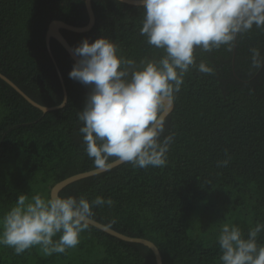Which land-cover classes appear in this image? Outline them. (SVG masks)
<instances>
[{
	"label": "trees",
	"instance_id": "16d2710c",
	"mask_svg": "<svg viewBox=\"0 0 264 264\" xmlns=\"http://www.w3.org/2000/svg\"><path fill=\"white\" fill-rule=\"evenodd\" d=\"M93 27L84 33L61 29L71 48L83 39L107 37L119 54L139 62L163 53L140 35L142 6L118 0H91ZM52 20L85 26L84 0H0V73L36 103L56 110L43 113L0 79V215L19 194L49 196L51 187L94 168L86 154L78 112L89 86L69 78L74 61L45 34ZM264 56V30L238 37L233 51L222 46L196 51L197 63L215 69L208 75L192 69L176 94L164 135L175 133L162 168H134L123 163L63 188L61 196L111 198L114 204L93 209V220L131 237L152 241L162 264H219L216 236L225 222L245 234L264 222V68L251 70V48ZM57 68V69H56ZM231 156L227 167L217 161ZM115 159L111 160L114 161ZM264 244V232L258 237ZM0 264H155L144 245L112 237L93 226L66 254L44 256L38 247L17 255L0 246Z\"/></svg>",
	"mask_w": 264,
	"mask_h": 264
},
{
	"label": "clouds",
	"instance_id": "9594fccd",
	"mask_svg": "<svg viewBox=\"0 0 264 264\" xmlns=\"http://www.w3.org/2000/svg\"><path fill=\"white\" fill-rule=\"evenodd\" d=\"M143 9L140 35L162 55L136 60L119 54V46L107 37L83 39L72 49L77 57L69 78L89 86L85 105L78 112L79 132L86 154L98 171H109L111 160L134 168H162L175 133L164 135L167 114L192 69L214 75L206 61L197 63L196 51H233L238 37L253 27L264 30V0H138ZM251 52V70L264 68L258 48ZM63 107V102L59 105ZM217 167H227L231 156ZM114 201L97 196L29 197L19 194L0 215V246L21 255L38 247L44 256L66 254L81 242L94 218L93 209ZM264 222L256 221L245 234L238 224L220 225L216 241L219 264H264V244L258 237Z\"/></svg>",
	"mask_w": 264,
	"mask_h": 264
},
{
	"label": "water",
	"instance_id": "95a60500",
	"mask_svg": "<svg viewBox=\"0 0 264 264\" xmlns=\"http://www.w3.org/2000/svg\"><path fill=\"white\" fill-rule=\"evenodd\" d=\"M118 1L125 3V4L133 5V6H141V5H139L138 0H118ZM84 5H85V9H86V12L88 15V22L85 26H81V27L73 26V25H70V24H68L64 21H61V20H52L48 24L47 31L45 34V45H46V49L48 51V54L51 58H52V53L50 50V40L53 38L64 48V50L68 53V55L74 61V63L76 62L77 57H75L73 55L71 46L69 45L67 40L64 38V36L61 34L60 30L64 29V30H68L71 32H75V33H84V32L89 31L93 27V25L95 23V16H94V12H93L92 6H91V0H84ZM57 74H58V77H59V80H60V83L62 86V91H63L62 102H63V106H64L66 103V100H67V94L65 91V87L63 84L62 77H61L58 69H57ZM0 79H2L9 86H11L17 93H19L25 99V101H27L29 104H31L33 107L39 109L43 113L62 108V107H59V105L62 102L56 106H51V107L42 106V105L36 103L35 101H33L32 99H30L12 81H10L8 78H6L1 73H0ZM173 107H174V105L172 106L171 111L167 114V116L172 112ZM121 164H123V163L120 162L119 160H114L111 162V168L110 169L117 167ZM103 172H105V171H103ZM103 172L98 171L96 169H92L89 171L80 172V173L71 175V176L55 183L51 187L49 195L59 194V192L63 188H65L67 185H69L73 182H76L78 180H81L83 178L94 176V175H97V174H100ZM90 226H93L96 229H98V230H100V231H102V232H104V233H106L112 237H115L119 240L129 242V243H138V244L144 245L145 247L150 249L151 252L153 253V256L155 259V264H162V258H161L160 252H159L158 248L156 247V245L152 241L145 239V238H141V237H131V236L122 234V233L117 232V231H115V230L99 223L98 221H95V220L91 221Z\"/></svg>",
	"mask_w": 264,
	"mask_h": 264
}]
</instances>
